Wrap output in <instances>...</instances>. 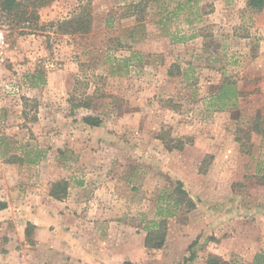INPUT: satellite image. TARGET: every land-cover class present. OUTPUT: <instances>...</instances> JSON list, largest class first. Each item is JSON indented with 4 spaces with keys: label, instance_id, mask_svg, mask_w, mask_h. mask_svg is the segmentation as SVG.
<instances>
[{
    "label": "rangeland",
    "instance_id": "374dc122",
    "mask_svg": "<svg viewBox=\"0 0 264 264\" xmlns=\"http://www.w3.org/2000/svg\"><path fill=\"white\" fill-rule=\"evenodd\" d=\"M79 5L88 34L28 33L0 12V264L264 263V8L53 0L39 24ZM161 132L185 144L168 150ZM59 181L61 200L49 195ZM178 181L196 206L168 218L163 248L146 254Z\"/></svg>",
    "mask_w": 264,
    "mask_h": 264
},
{
    "label": "trees",
    "instance_id": "16d2710c",
    "mask_svg": "<svg viewBox=\"0 0 264 264\" xmlns=\"http://www.w3.org/2000/svg\"><path fill=\"white\" fill-rule=\"evenodd\" d=\"M53 0H0V12L5 13L9 24H14L23 29L24 32L33 33L36 31H44L46 29H53L56 34L61 35H83L88 34L91 30V16L89 13L88 5H79L77 11L73 13L69 18L64 20H58L57 22L39 24L40 10L47 7ZM136 7L135 5H133ZM132 6V7H133ZM247 6L255 11H261L264 8V0H247ZM33 85L44 83L42 80L41 72L33 76ZM74 106L88 107L89 103L86 100H80L74 102ZM87 121L93 123L91 125L98 126L100 120L88 118ZM94 121V122H93ZM256 132H260L257 126L254 127ZM159 139H161L168 150L181 149L185 144L183 140L167 139L163 132L159 133ZM39 160V154L36 153L33 157L28 154L15 156L9 158L7 163H30L34 164ZM67 182L59 181L52 185L49 195L55 199L61 200L67 191ZM169 202L162 201L159 198V206L157 208L158 220L150 222V226L146 228V235L144 238V248L146 254H153L160 251L166 240L167 233V219L175 216L177 211L185 210L190 212L195 208V203L191 200L187 192L183 189L182 183L177 182V187L171 193ZM29 225V224H28ZM25 236H30L28 227L25 230ZM193 255H190L186 260L192 261ZM260 257L255 256L253 264H264L259 262ZM122 264H132L130 261H124ZM205 264H218V258L215 256H208Z\"/></svg>",
    "mask_w": 264,
    "mask_h": 264
},
{
    "label": "built area",
    "instance_id": "2783aa9c",
    "mask_svg": "<svg viewBox=\"0 0 264 264\" xmlns=\"http://www.w3.org/2000/svg\"><path fill=\"white\" fill-rule=\"evenodd\" d=\"M1 25L2 24H0V62H3L5 59L4 53L7 48V44L4 36L3 27Z\"/></svg>",
    "mask_w": 264,
    "mask_h": 264
},
{
    "label": "crops",
    "instance_id": "0c3cea01",
    "mask_svg": "<svg viewBox=\"0 0 264 264\" xmlns=\"http://www.w3.org/2000/svg\"><path fill=\"white\" fill-rule=\"evenodd\" d=\"M67 257H71V256H67ZM110 258H111V256L109 255V257H106L104 259V261L102 259H100L99 261L90 262V263L84 262V263H86V264H122L124 262L123 259L119 260V262H112L113 260H111Z\"/></svg>",
    "mask_w": 264,
    "mask_h": 264
}]
</instances>
